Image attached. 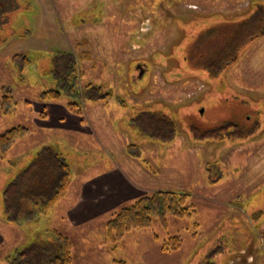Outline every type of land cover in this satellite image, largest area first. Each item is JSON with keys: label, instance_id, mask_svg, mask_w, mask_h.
Here are the masks:
<instances>
[{"label": "rangeland", "instance_id": "rangeland-1", "mask_svg": "<svg viewBox=\"0 0 264 264\" xmlns=\"http://www.w3.org/2000/svg\"><path fill=\"white\" fill-rule=\"evenodd\" d=\"M259 15L264 18V0H0V134L18 125L30 129L0 161L7 167L0 171V201L20 170L19 163L8 170L9 159L17 162L16 154L30 148V161L46 136L67 158L74 183L116 164L137 182L141 171L147 174L144 181L155 191L187 193L196 210L184 219L169 216L167 228L155 220L117 244L98 226L96 238L71 234L81 250L90 247L82 264H264V26L217 76L202 66L195 47L201 32L225 25L213 44L205 43L213 57L233 24ZM59 53H74L81 71L92 131L69 135L85 152L32 123L35 106L27 100L37 102L56 87ZM90 86L103 97L90 95ZM6 87L13 102L3 109ZM143 112L172 118L177 135L162 141L137 132L133 119ZM223 125L252 133H204ZM195 128L206 137H196ZM45 219L19 228L33 240L47 228ZM6 223L0 224L6 238L0 258L24 244L17 225ZM173 237L180 247L163 250L165 242L175 245Z\"/></svg>", "mask_w": 264, "mask_h": 264}, {"label": "trees", "instance_id": "trees-1", "mask_svg": "<svg viewBox=\"0 0 264 264\" xmlns=\"http://www.w3.org/2000/svg\"><path fill=\"white\" fill-rule=\"evenodd\" d=\"M263 19V16L259 15L257 21L250 19L233 24L231 27L236 29L228 37L226 35L227 40L217 49L218 54L213 57H210L206 51L211 47L208 44L210 42L213 44L217 40L216 37L219 34H216L217 29H223L222 27L225 25L201 32L195 47L199 49L201 57H204L202 66L212 76L221 73L223 68L236 61L248 40L255 36L253 31L264 26ZM212 38H215L213 43ZM208 41L210 42L205 45ZM88 53V51H84L81 57L88 58ZM205 53L208 56H204ZM193 55L195 56V54ZM19 57L16 55L13 60L15 61ZM54 76L56 87L44 90L41 95L42 100L58 102L61 97H64L67 109L75 115L83 116L81 71L74 53H59L56 56ZM88 88L89 94L93 97H103L97 88L92 86ZM4 91L6 94L2 98L1 107L6 109L11 106L13 95L9 87L4 88ZM133 123L139 128L141 134L154 140H172L179 130L177 123L172 118L155 112H143L133 119ZM194 130L195 135H199L196 137L202 139L206 137V134L199 133V129L195 128ZM224 131L228 135L242 133L243 137L252 133L251 130L242 131L238 127L229 131L225 125L204 133H209V136H217ZM29 133L30 129L27 126L18 125L0 134V161L5 162L14 145L19 140L25 139ZM9 161L11 167L8 170H13L18 163L20 170L14 180L5 186L2 193L5 219L18 227H23L25 223L37 221L43 216L46 217L67 195L73 182L71 169L63 154L54 147H43L24 166H22L24 164L22 159L20 161L17 159V162L10 159ZM194 213L196 210L187 193L155 191L143 195L133 203L113 212L110 220L106 223V239L117 244L134 230L152 228L155 220L167 228L169 216L184 219ZM30 238L10 255L0 258V264H72L74 246L72 239L66 234L56 229L46 228L43 232L38 233L33 240ZM170 241L175 242V245L165 242L163 250L173 251L180 247L181 242L178 237H173Z\"/></svg>", "mask_w": 264, "mask_h": 264}, {"label": "crops", "instance_id": "crops-1", "mask_svg": "<svg viewBox=\"0 0 264 264\" xmlns=\"http://www.w3.org/2000/svg\"><path fill=\"white\" fill-rule=\"evenodd\" d=\"M27 102L35 106V114L32 123L41 129L45 135L47 132L51 134L61 133L60 136L62 137L60 138L63 140L65 139L68 146L77 145L78 149V142L71 141L73 136L69 135L70 133L81 134L92 131V128L87 125L86 115L79 116L71 113L64 102L45 101L42 99L37 102H32L30 100H27ZM136 131L140 132L138 129H136ZM45 140L46 136L35 145V149L54 147L53 144L44 142ZM18 142L14 145L10 153L18 146ZM39 143H41L40 146L38 145ZM78 151L85 152L79 149ZM32 153L34 152H31L30 148H27V150L24 149L22 152H19V154H16L15 157L19 161L22 159V162H24L22 166H24ZM65 159L67 161L66 157ZM115 165L116 164L113 166L107 165L101 171L91 176L83 177L79 182H72L67 195L62 198L45 217L47 228L56 229L72 239L74 246L72 264H82L84 258L89 256L91 252L88 246L81 250V246H77V244L74 243L71 234L80 235L83 240H89L90 237L96 238L95 234L97 231L95 227L98 226L99 234L107 240L105 232L106 223L110 220L112 213L123 206L133 203L141 196L155 191L144 181V179L148 177L144 172L141 171V173H139L140 180L138 181L141 182H137L134 176L130 175L123 168L118 167V165ZM91 166L92 165H89L87 167ZM139 166H137V168ZM5 169V165L2 164L0 166V171ZM6 221L4 202L0 201V224H7ZM8 225L9 224H7V226ZM18 234L23 236V243L30 238V235H33L21 228H19ZM5 241V235L0 231V245ZM236 260H241V257L236 256Z\"/></svg>", "mask_w": 264, "mask_h": 264}]
</instances>
